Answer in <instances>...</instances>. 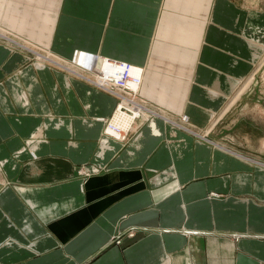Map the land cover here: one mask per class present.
Instances as JSON below:
<instances>
[{"label":"crops","instance_id":"obj_1","mask_svg":"<svg viewBox=\"0 0 264 264\" xmlns=\"http://www.w3.org/2000/svg\"><path fill=\"white\" fill-rule=\"evenodd\" d=\"M257 3L0 0L52 58L143 67L151 118L102 139L116 96L0 43V264H264V158L241 153L264 133L213 141L231 110L206 132L264 55Z\"/></svg>","mask_w":264,"mask_h":264},{"label":"rangeland","instance_id":"obj_2","mask_svg":"<svg viewBox=\"0 0 264 264\" xmlns=\"http://www.w3.org/2000/svg\"><path fill=\"white\" fill-rule=\"evenodd\" d=\"M237 1L242 3L244 0H237ZM257 2H258L257 3L258 7L264 9V0H257ZM5 35L8 38L12 39L9 42H11L14 46H12V44H9V43L6 45V42L3 40L4 38H2V37H0V43L6 47L9 46L8 48H10V49L19 50L23 54V55H21V57H23V60L19 64V67H21V66L23 67L24 64H26L28 62L30 64L44 63V64H47L49 67L52 66V67L64 69L63 67L56 66V65H54V63L51 64V63L43 60V58L37 57V55H35V53H39V54H44L46 56H50V55L46 54L47 52L45 50L38 48L36 45L34 46L33 44H31L29 41H26L25 39H22V38L20 39L17 37L14 38L12 34H5ZM82 53H86V54H82ZM88 56L91 58H89ZM21 57H20V60H21ZM50 57L52 58V56H50ZM101 57H103V56H101ZM95 58L97 60L98 58H100V56L97 54H91V53L84 52V51H76L71 56V58H69L70 59L69 62L74 63V65L70 64L71 67L74 69V70L72 69L73 73L67 71L66 69H64V70H65V72L67 71V73H69L70 75L76 76L77 78H80L82 80H85V77H86V78H90V80H96L97 83H100L101 80L98 81V79H97V69L93 70L91 68V70H90V66H89L91 63L90 61H92ZM59 59H60V61H58V62L63 63L65 61L64 58H59ZM23 61H24V63H23ZM259 63L255 66L253 72L251 73L252 75L254 74V79H253L252 83L250 84V86L248 87V89H245V91H243L235 101H232V99L236 96L237 92L235 94H233V96L230 98L229 102L223 108L222 112L217 117H215L211 120V123H210V125L206 131L207 133H209V131L215 126V124L221 119V117L228 110H231L228 113V115L226 116L229 118L222 124L224 126V128L223 129L219 128L217 131V126H215L216 128L214 127L215 128L213 130L214 133H212L213 136L211 138L213 141H216V142L218 141L219 143L222 141V143L224 142L223 144H226V141H223V140L228 136L229 137L232 136L238 140L241 139V141L245 144H248V145H252V143L256 144L257 149H259L261 147L260 143H262L261 141H263V133H264V129H263L264 128V79L262 78V70H259V67H260ZM63 65H64V63H63ZM129 65H131V64H129ZM64 66H66V65H64ZM141 68H142V77H141V80H142L144 70H143V67H141ZM77 74H79V75H77ZM128 80L133 81L134 79L131 76H127L126 77V83H128L127 82ZM86 81H88V80H86ZM103 81H104V85L108 86V88L111 90H117L114 87L119 88V86H120L119 79L118 80L116 79L115 81L113 80L114 82L108 81V80H106V81L103 80ZM107 82H109V83H107ZM92 85H94V84H92ZM97 88H99V87H97ZM99 89H101V88H99ZM239 89H240V87L238 88V90ZM101 90H104V89H101ZM104 91H106V92H108V93H110L116 97L118 96V95L110 92V90L109 91L104 90ZM115 92H117L120 95L119 91H115ZM120 96L126 97V100H129V97H130V96L127 97L124 95H120ZM117 99H119V98L117 97ZM133 99L135 101H137V102L139 101V103L141 102V104L145 105V103L140 99L139 96H137V97L135 96V97H133ZM122 100H124V99L122 98ZM122 100H117V104H116V107H115L112 115L116 111L119 103L120 102L122 103ZM124 110H125V108H124ZM127 113L129 114V112H127ZM109 118L104 120L102 139L106 138V139H113V140L120 141V139L116 138L117 137L116 135H119V137H120V135L123 132V129H122L123 127L118 126L119 128H121V130L117 128L116 131H119L118 133H120V134L116 133L115 136H114V134L112 135V134L107 133L106 127H107V121L109 120ZM141 119H145L147 121L151 120V118L149 120V119H146L143 117ZM188 120H189L188 116L182 115L180 117L179 123H177V124H179L180 127H186V126H188ZM149 126L151 127V129H153L152 124H150ZM112 127L113 126L110 127V125H109L110 130L113 129ZM245 128H248V130H246ZM231 140H233V139L231 138ZM241 153H249L248 155H253L254 157L258 156V157L264 158V156H262V152L252 151L251 147L249 150L243 149V151ZM84 173L86 174L87 171L85 170ZM129 234L131 235V232H129L128 235ZM166 261H168V257L164 258V260H162V262L160 264H168V263H166ZM171 262L173 264V258L172 257H171Z\"/></svg>","mask_w":264,"mask_h":264},{"label":"bare ground","instance_id":"obj_3","mask_svg":"<svg viewBox=\"0 0 264 264\" xmlns=\"http://www.w3.org/2000/svg\"><path fill=\"white\" fill-rule=\"evenodd\" d=\"M0 35H1V37H4V40H6L8 42L10 41L9 38L4 33L0 32ZM82 54H86V53H82ZM35 55H37V57L43 58V60H45V61H47V62H49L51 64L54 63V65L59 66V67H63L67 71L73 73V70L74 69L71 67L70 64H73L74 65V63H70L69 62L70 59H65V61L63 63L66 66H64L63 63L58 62V61H60L59 58H55V57L54 58H51L50 56H46L44 54H39V53H35ZM89 58H91V57H89ZM90 62H91L90 65H89L90 66V70H91V68L93 70H96L97 69V79H98V81H100V80L101 81H100V83H97L96 80H90V78H86V77H85V80H88L90 83L94 84L95 86H97V87H99L101 89H104V90H107V91L110 90V92H112L114 94L116 93V95H119L117 92H115V90H111V89L108 88V86H105L103 80H105V81L106 80H108V81H113L114 80L115 81L116 79L118 80L119 77H121L119 74L126 71L127 72V76H131L133 79L135 77L140 78L139 84H138L137 81H135V79L133 81H131V80H128L127 81L129 83V84L127 83L128 87L133 92H137V91L139 92L140 85H141V82H142V80H141V77H142V68L141 67L136 66V65H129V64H126V63H123V62H119V61H115V60L108 59V58H98L97 60L95 58V59H93ZM125 65H128V66L126 67ZM44 66L45 65H43V64H38V67L39 68H42ZM109 66L111 67V69H107V67H109ZM259 66H260L259 67V70H262V78L264 79V56L260 60ZM77 75H79V74H77ZM253 79H254V74L253 75L251 74L250 77L248 78V80L245 81L240 86V89L239 90H237L236 96L232 99V101H235L239 97V95L243 91H245V89H248V87L252 83ZM107 83H109V82H107ZM119 97L120 98H123L124 100L121 99L122 100V103L121 102L119 103L116 111L114 112V114L107 121L106 132L109 133V134H112V135L114 134V136H115L116 133L117 134H120V133H118L119 131H116L117 128L121 130V128H119L118 126L123 127L122 128L123 129V132L120 135V137H119V135H116L117 136L116 138H118V139H120V141H122L126 137V135L132 130L133 124L137 121V119H139V118L141 119L142 117L143 118H146V119H150V115H149V113H147L146 107L144 105L140 104L141 102L140 103H138L139 101L138 102H135L131 98H129V100H126V97H121L120 95H119ZM122 106H124V107H122ZM124 108H125V110H124ZM127 112H129V114ZM109 125H110V127L113 126L112 127L113 129L110 130L109 129ZM183 128L184 129H187V130H190L187 127H183ZM33 136L36 137L35 134H33ZM105 143H107V142H105ZM104 144H103V147H104ZM131 236H133V235L131 234ZM167 257H168V261H166V263L172 264V262H171V256H167Z\"/></svg>","mask_w":264,"mask_h":264},{"label":"built area","instance_id":"obj_4","mask_svg":"<svg viewBox=\"0 0 264 264\" xmlns=\"http://www.w3.org/2000/svg\"><path fill=\"white\" fill-rule=\"evenodd\" d=\"M125 66L127 67L128 65H125ZM107 69H111V67L109 66V67H107ZM119 75L121 76V77H119V84H120V86H119V88L118 87H114L115 89H117L115 91H119L120 92V95H124V96H127V97L130 96L129 98H131L133 101H135L133 99V97H135V96L137 97L138 96V91L137 92H132V90L127 86V83H126L127 72L125 71L123 73H120ZM120 78H121V80H120ZM134 79L139 84L140 78L135 77ZM118 98H119L118 100H121L122 99V98L119 97V95H118ZM135 102H137V101H135ZM122 107H124V106H122Z\"/></svg>","mask_w":264,"mask_h":264},{"label":"water","instance_id":"obj_5","mask_svg":"<svg viewBox=\"0 0 264 264\" xmlns=\"http://www.w3.org/2000/svg\"><path fill=\"white\" fill-rule=\"evenodd\" d=\"M236 235V234H235Z\"/></svg>","mask_w":264,"mask_h":264}]
</instances>
